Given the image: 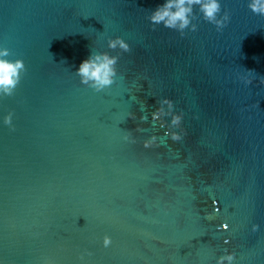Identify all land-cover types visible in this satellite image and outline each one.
Segmentation results:
<instances>
[{"label": "water", "instance_id": "water-1", "mask_svg": "<svg viewBox=\"0 0 264 264\" xmlns=\"http://www.w3.org/2000/svg\"><path fill=\"white\" fill-rule=\"evenodd\" d=\"M159 2L0 0V44L26 66L0 95V264H216L225 249L264 264V16L222 0V31L198 14L181 36L151 25ZM116 35L130 51L107 48ZM92 50L120 57L100 92L76 75ZM163 96L181 140L153 126Z\"/></svg>", "mask_w": 264, "mask_h": 264}, {"label": "clouds", "instance_id": "clouds-1", "mask_svg": "<svg viewBox=\"0 0 264 264\" xmlns=\"http://www.w3.org/2000/svg\"><path fill=\"white\" fill-rule=\"evenodd\" d=\"M247 5L253 13L264 16V0H247ZM198 14H202L205 21L214 24L217 31H222L231 20V14L222 7V0H160L153 9L148 11V19L153 27L162 25L164 28L178 31L183 36L186 35V30H197L198 24L194 21ZM107 48L127 52L130 51L131 46L123 36L116 35L107 38ZM10 57L11 50L0 44V95H12L20 81L22 72L26 70L22 57L15 59ZM119 58V55L111 51L92 50L86 58L81 60L76 68V75L82 84L100 92L116 81ZM246 72L250 78L245 79V83L250 84L256 78L253 75L255 72L251 69L246 70ZM128 116L134 120L137 118L134 112H130ZM183 117V111L176 110L175 101L169 96L159 98L157 106L151 111L153 126L158 124L160 129H165L164 135L170 136L173 141L182 139L181 124ZM12 119L13 114L10 112L4 117V123L11 126ZM139 120L141 122L148 121V113L142 112ZM140 129L138 124L136 130ZM125 139H135L132 130H128ZM158 141V133L153 132L144 141V145L148 147ZM258 227L259 225L254 224L252 230L256 231ZM111 243V236L105 234L103 236L104 247H108ZM85 251L91 254L89 250L86 249ZM236 258L237 254L234 250L225 249L222 254L216 257V264H235Z\"/></svg>", "mask_w": 264, "mask_h": 264}, {"label": "snow or ice", "instance_id": "snow-or-ice-1", "mask_svg": "<svg viewBox=\"0 0 264 264\" xmlns=\"http://www.w3.org/2000/svg\"><path fill=\"white\" fill-rule=\"evenodd\" d=\"M223 227H224V228H228V224H224Z\"/></svg>", "mask_w": 264, "mask_h": 264}]
</instances>
